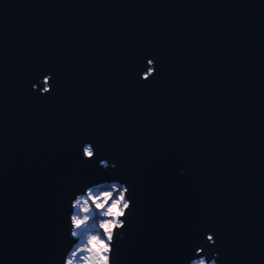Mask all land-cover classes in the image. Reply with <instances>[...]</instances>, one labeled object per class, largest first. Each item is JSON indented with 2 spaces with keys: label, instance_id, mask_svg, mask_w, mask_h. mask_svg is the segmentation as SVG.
<instances>
[{
  "label": "water",
  "instance_id": "95a60500",
  "mask_svg": "<svg viewBox=\"0 0 264 264\" xmlns=\"http://www.w3.org/2000/svg\"><path fill=\"white\" fill-rule=\"evenodd\" d=\"M112 179L114 264H264V0H0V264H63L75 192Z\"/></svg>",
  "mask_w": 264,
  "mask_h": 264
},
{
  "label": "clouds",
  "instance_id": "9594fccd",
  "mask_svg": "<svg viewBox=\"0 0 264 264\" xmlns=\"http://www.w3.org/2000/svg\"><path fill=\"white\" fill-rule=\"evenodd\" d=\"M145 63L146 71L140 74L142 81H148L155 74V62L147 59ZM39 82L44 85L40 93H50L51 73L45 74ZM35 89L36 85H33ZM95 151L93 144L88 142L80 147L83 160L95 159ZM99 163L105 168L109 167L104 160ZM110 167L115 168V163ZM180 174L183 175V170ZM81 187L83 191L77 190L69 203L72 212L68 215L66 239L75 243L70 244L64 252L63 264H114V259L119 256L117 237L124 238L128 213L133 210L129 183L112 179ZM204 240L209 247L216 244L211 233H205ZM190 255L186 264H218L220 259L217 252H212L209 259L203 247H197Z\"/></svg>",
  "mask_w": 264,
  "mask_h": 264
}]
</instances>
